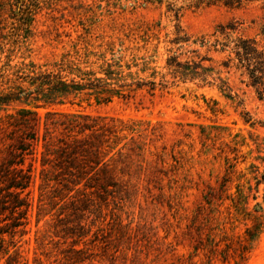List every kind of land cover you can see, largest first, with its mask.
Returning <instances> with one entry per match:
<instances>
[{
  "label": "rangeland",
  "instance_id": "374dc122",
  "mask_svg": "<svg viewBox=\"0 0 264 264\" xmlns=\"http://www.w3.org/2000/svg\"><path fill=\"white\" fill-rule=\"evenodd\" d=\"M227 24L264 46L260 2L0 0V162L29 130L23 111L40 121L22 165L32 170L26 224L5 233L0 264L9 254L22 264H264V96L219 66L224 53L194 43ZM179 30L190 40L176 42ZM191 49L213 61L203 76L175 74ZM46 71L100 77L110 90L49 98L29 78ZM49 113L107 122L105 165L92 169L88 151L70 175L47 155Z\"/></svg>",
  "mask_w": 264,
  "mask_h": 264
},
{
  "label": "trees",
  "instance_id": "16d2710c",
  "mask_svg": "<svg viewBox=\"0 0 264 264\" xmlns=\"http://www.w3.org/2000/svg\"><path fill=\"white\" fill-rule=\"evenodd\" d=\"M183 1L189 2V5L195 7L217 3L237 7L251 2H260L261 7L264 9V0ZM169 5L173 6L174 2H170ZM181 32V30L177 32L175 41H189V37L181 35ZM234 32L235 27L233 24L222 25L211 37L201 36L194 43L206 48L207 52L214 50L217 53H224L225 56L220 60L219 66L227 71L232 69L238 71L241 76L246 77L249 85L255 87L259 96L263 97L264 46L260 44L255 36L234 35ZM190 52L192 53L190 60L184 63L179 61L174 63V73L184 76L188 73H193L197 77L203 76L204 72H200L199 69H207L204 67L203 62L206 60L213 61V58L201 55L199 49H191ZM195 57H198L199 60H196ZM29 78L32 80V84H35L38 90L49 98L68 96L70 94L77 95L86 89L106 90L110 85L108 82L103 83V79L100 77H89L86 81L72 78L68 81L62 71H46ZM4 99L5 97L0 96V106ZM23 112L20 123L29 128V130H24L11 145L9 156L0 162V215H6L0 219V254L8 253L9 244L5 238V233L14 237L25 226L29 207L28 198L23 196V193L32 180V170L31 167L25 170L22 165L24 164L25 156L32 155L36 151V144L40 139L38 135L40 121L35 116H29L26 111ZM44 128L43 141L46 154H51L53 151L57 152L55 159L58 160L59 165L65 166L70 175L75 174L74 169L78 166L75 162L84 159H80V156H85V152L88 151L96 156L95 165H92V169L98 167L100 163L105 165V162L99 158V152L100 146L109 139V134L112 133L107 122L98 117L81 113L62 115L49 113L44 121ZM51 128H54L53 131ZM55 130H61L65 137H57L58 145L52 148L55 145L52 140V133ZM91 137L100 138V143H89L88 139ZM96 169L98 170L99 168ZM100 169L106 171L104 167ZM261 179L264 180V173ZM6 210L9 212L5 213ZM3 221L7 222L1 224ZM9 259H12V264H22L12 257L11 254H9Z\"/></svg>",
  "mask_w": 264,
  "mask_h": 264
}]
</instances>
